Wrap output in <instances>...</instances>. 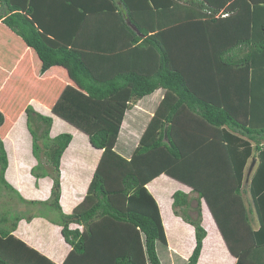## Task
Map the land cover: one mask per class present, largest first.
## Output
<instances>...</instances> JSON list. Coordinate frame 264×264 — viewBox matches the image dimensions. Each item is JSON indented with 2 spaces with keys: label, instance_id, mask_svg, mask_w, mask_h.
Here are the masks:
<instances>
[{
  "label": "trees",
  "instance_id": "trees-1",
  "mask_svg": "<svg viewBox=\"0 0 264 264\" xmlns=\"http://www.w3.org/2000/svg\"><path fill=\"white\" fill-rule=\"evenodd\" d=\"M0 22L35 51L41 73L66 69L75 86L51 111L102 151L83 200L63 213L60 160L72 135L51 137L52 117L26 106L32 173L52 186L46 201L21 199L57 212L71 246L62 264H198L208 233L202 204L234 264H264V0H0ZM136 101L149 108H135L138 117ZM127 120L136 122L126 157L118 142ZM254 158L257 230L242 197ZM7 163L0 138V184L14 190ZM161 174L189 189L171 197L174 214L194 228L187 257L169 248L146 187ZM21 218L0 227V264H57L12 234Z\"/></svg>",
  "mask_w": 264,
  "mask_h": 264
},
{
  "label": "crops",
  "instance_id": "crops-1",
  "mask_svg": "<svg viewBox=\"0 0 264 264\" xmlns=\"http://www.w3.org/2000/svg\"><path fill=\"white\" fill-rule=\"evenodd\" d=\"M0 25V111L4 115V122L0 127V138L4 144L8 161L4 178L14 189H9V191L17 196L16 200L11 197V202H20L16 203L13 208V214L23 216L12 234L53 262L62 264L71 246L64 240L61 226L56 223L57 212L44 214L32 210L27 214L32 217L25 218L27 215L24 212L29 209L21 197L24 200L46 201L49 199L52 186L50 176L36 177L32 173V168L37 165L38 161L32 153V138L27 129L24 112L26 106L30 104L40 114L52 117L51 137L63 132L72 135L60 160L61 192L59 203L63 213L72 212L74 207L83 200L102 151L90 144L88 136L84 132L51 111L62 90L67 85L75 86L66 69L62 66H52L41 73V61L35 51L5 24L0 22ZM159 95L161 92L158 90L148 100V105L151 108L155 105ZM140 104V101L132 104L134 117H138L135 108L144 111L149 109ZM134 120L124 122L122 137L118 142L120 153L126 157L129 156L135 145L132 136L134 129L131 128V125L133 126V123L136 122ZM256 164V158L249 160L242 191L245 206L247 209L250 208V223L252 229L255 230L259 228V222L252 207L253 202L248 192V184ZM44 166L47 170L48 166L45 164ZM146 187L159 206L169 248L187 257L195 244L194 228L174 214L171 197L175 190L183 188V191L188 192L189 189L164 174L151 180L146 184ZM10 210L7 209L6 215ZM10 223L9 219L6 221L0 219V227H8ZM167 224H169L170 230L167 229ZM202 224L207 228L208 233L204 238L198 264H234L235 259L226 249L210 212L204 204H202Z\"/></svg>",
  "mask_w": 264,
  "mask_h": 264
},
{
  "label": "rangeland",
  "instance_id": "rangeland-1",
  "mask_svg": "<svg viewBox=\"0 0 264 264\" xmlns=\"http://www.w3.org/2000/svg\"><path fill=\"white\" fill-rule=\"evenodd\" d=\"M0 29H1V25H0ZM32 138V137H31ZM40 162L43 165V162L45 161L44 156H43V152L40 153ZM44 167V166H43ZM36 171L39 173V171L43 172V168L41 166H39L38 168H36ZM40 172V173H41ZM182 191L184 190L183 188L181 189ZM196 194H190L191 197L195 196ZM11 197L14 198L16 200V195H14L13 193H11L9 190H7L4 186H2L0 184V219H4V216H7L8 219H12L14 218V210L13 208H15L16 203L19 204L20 202H11ZM22 200V199H21ZM25 203V202H23ZM192 206L195 205V202L192 201ZM29 210H27L26 212H24L26 215L28 214V212L35 210L39 213H44V214H51V212H55L54 209H52L51 207H49L48 205H42L38 206V205H33V204H27L25 205ZM7 209H11L9 214L6 215ZM194 214V213H193ZM58 215V214H57ZM4 217V218H3ZM180 217V216H179Z\"/></svg>",
  "mask_w": 264,
  "mask_h": 264
}]
</instances>
